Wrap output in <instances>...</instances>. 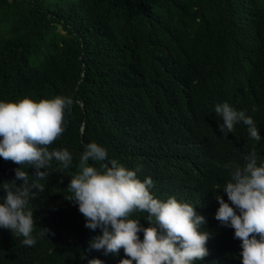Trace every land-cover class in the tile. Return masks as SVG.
Masks as SVG:
<instances>
[{
    "label": "trees",
    "instance_id": "1",
    "mask_svg": "<svg viewBox=\"0 0 264 264\" xmlns=\"http://www.w3.org/2000/svg\"><path fill=\"white\" fill-rule=\"evenodd\" d=\"M56 95L73 104L48 147L67 148L73 159L67 168L53 160L30 199L35 245L0 228V264L125 257L123 249L115 256L91 248L101 229L85 227L69 200L91 141L110 159L139 166L141 180L151 176L156 197L175 196L205 217L209 254L196 264H242L234 229L215 218V196L228 200L222 188L246 155L264 161V0H0V100ZM224 101L254 118L259 141L243 122L225 137L214 112ZM18 167L0 157V200L5 186L22 184ZM22 167L34 179L35 169ZM148 215L137 210L130 218L148 227Z\"/></svg>",
    "mask_w": 264,
    "mask_h": 264
},
{
    "label": "clouds",
    "instance_id": "2",
    "mask_svg": "<svg viewBox=\"0 0 264 264\" xmlns=\"http://www.w3.org/2000/svg\"><path fill=\"white\" fill-rule=\"evenodd\" d=\"M72 104V97L66 95L39 101L28 96L17 101L0 100V157L20 165L14 170L15 178L23 181L4 188L0 228L22 235V243L28 246L36 243L30 199L35 190H43L40 181L49 175L53 160L67 168L73 159L67 148L48 147L65 131V114ZM214 112L223 120L219 127L225 137L243 122L252 138L261 139L254 118L246 110L224 101L216 103ZM79 159V171L68 185L69 200L84 215L85 227L101 229V234L90 241L91 248L115 256L123 249L126 255L118 264H196L209 254L210 233L202 228L206 219L193 204L175 196L166 200L156 197L150 191L154 185L151 176L141 180L139 166L128 168L110 159L108 149L96 141L84 145ZM90 160L102 163L97 167ZM25 163L35 169L31 175L34 179L22 167ZM222 190L228 200L216 194L219 207L215 218L234 229V238L241 241L242 264H264V161L258 163L254 151L246 155L245 163L232 170ZM137 210L149 214L148 227L140 219L130 218ZM88 264L104 261L93 258Z\"/></svg>",
    "mask_w": 264,
    "mask_h": 264
}]
</instances>
